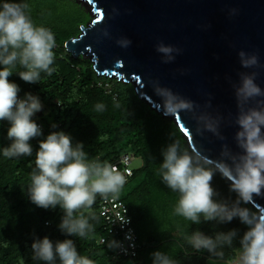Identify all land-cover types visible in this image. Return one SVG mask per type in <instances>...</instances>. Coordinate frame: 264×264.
<instances>
[{"label": "clouds", "instance_id": "obj_1", "mask_svg": "<svg viewBox=\"0 0 264 264\" xmlns=\"http://www.w3.org/2000/svg\"><path fill=\"white\" fill-rule=\"evenodd\" d=\"M27 7L25 3L11 0L0 3V66H3L0 70V121L9 122L7 137L12 141L9 147L3 148L5 158L31 156L30 140L42 135L41 128L32 119L42 110L39 97L26 93L21 99L19 86L10 82L9 77L15 73L24 82L34 84L40 80L41 73L50 76L55 71L51 67L55 60L54 33L49 28L34 25L26 14ZM117 43L126 48L131 41L120 39ZM156 51L163 56V63L173 62L174 54L180 53V49L162 42L156 46ZM238 57L244 69L261 67L256 55L240 51ZM17 65L24 70L15 72ZM257 76L256 71L240 72L239 83L233 84L237 107L234 123L238 129L233 139L239 152L223 144L219 158L213 160L202 151L182 149L179 140L173 138L162 151L163 163L157 172L167 188L179 195L174 215L197 225L202 220L225 224L239 219L247 227L239 239L240 256L236 264H264V213L259 208L253 212L242 206L253 203V197L261 196L264 191V89L256 83ZM153 91L161 101L156 108L165 116L192 113L198 125L197 134L210 132L224 140L219 130L220 117L208 113L196 115L199 105L159 86L158 82H153ZM210 106L209 103L207 107ZM104 108L103 104L96 105L97 111ZM217 173L230 182V191L237 194L235 201L216 199L219 193L212 187V180ZM125 183V176L115 167L86 162L84 145L79 142L74 145L72 138L61 131L49 134L39 143L27 194L39 208L60 207L64 214L58 227L63 234L85 238L92 225L83 214L77 216L76 213L90 209L97 195L115 198ZM119 221L122 225L130 222L125 216ZM237 235L235 229L217 232L214 236L197 230L192 232L190 242L196 250L203 249L209 256L223 258L222 249L232 247ZM106 243L111 250L121 248L115 240ZM31 248L32 258L47 264H56L57 259L59 264H94L78 253L72 239L53 243L44 237L35 239ZM152 259L153 264H176L165 252H154Z\"/></svg>", "mask_w": 264, "mask_h": 264}, {"label": "trees", "instance_id": "obj_2", "mask_svg": "<svg viewBox=\"0 0 264 264\" xmlns=\"http://www.w3.org/2000/svg\"><path fill=\"white\" fill-rule=\"evenodd\" d=\"M2 2L4 0H0ZM11 2L27 4L26 14L34 25L44 26L54 33L55 60L51 67L55 71L50 76L41 73L40 80L34 84L24 82L15 73L9 77L10 82L19 86V97L26 93L39 97L42 110L32 119L41 125L42 135L30 140L31 156L5 158L3 148L12 143L7 137L10 124L0 121V264H47L32 258V243L44 237L53 243L72 239L78 253L93 260L94 264H115L110 259L115 252L106 243L111 239L97 211L101 196H96L90 209L76 213L89 220L92 230L85 238H75L59 230L64 214L59 206L47 210L39 208L27 194L39 143L49 134L61 131L72 138L74 145L78 142L84 145L88 163L112 165L127 153L141 161V166L133 169L132 176L126 180L133 187L121 197L116 196L128 209L140 246L137 257L128 260L132 264H153L152 254L157 251L168 253L176 264L236 261L240 254L239 239L247 230L239 219L225 224L202 220L197 225L174 215L179 195L168 189L157 174L163 163L162 151L173 138L179 140L182 149L191 151L174 122L141 101L131 84L98 76L88 59L74 58L65 50L64 44L78 36L79 28L87 22V15L66 0ZM22 70L19 65L14 69L15 72ZM97 104L105 105L104 110L97 111ZM212 187L219 193L218 200L231 203L237 199V194L230 191V182L219 173L214 176ZM242 206L255 212L249 204ZM233 229L237 230V238L232 247L222 249L223 258L209 256L206 250H196L191 245L194 231L214 236L217 232ZM100 238H105V243H100ZM124 262L127 261L119 264ZM56 264H59L58 259Z\"/></svg>", "mask_w": 264, "mask_h": 264}, {"label": "water", "instance_id": "obj_3", "mask_svg": "<svg viewBox=\"0 0 264 264\" xmlns=\"http://www.w3.org/2000/svg\"><path fill=\"white\" fill-rule=\"evenodd\" d=\"M77 1L91 8L92 18L64 44L67 53L88 59L98 76L131 83L137 97L163 117L169 116L156 108L161 101L153 82L199 105L196 115L220 117L224 140L210 132L197 134L192 113L171 116L191 151L213 160L223 144L239 152L233 139L238 130L233 84L240 72L256 71V83L264 89V0ZM120 39L131 44L121 47ZM161 42L180 49L173 62H162L156 51ZM240 51L256 55L261 67L242 68ZM249 204L264 213V191Z\"/></svg>", "mask_w": 264, "mask_h": 264}, {"label": "built area", "instance_id": "obj_4", "mask_svg": "<svg viewBox=\"0 0 264 264\" xmlns=\"http://www.w3.org/2000/svg\"><path fill=\"white\" fill-rule=\"evenodd\" d=\"M24 97L20 98L23 99ZM34 121L37 123L36 120ZM38 126L41 128V125L38 124ZM133 161V155L127 153L123 154L118 159L117 163L111 166L115 167L127 180L133 173V169L131 168V163ZM97 211L103 223L106 235L111 240H115L121 244V248L115 250V253L110 257L111 261L115 264H119L122 260L128 261L135 259L138 255L140 246L137 241L135 230L132 227L131 218L128 215V209L123 202L112 196H109L107 199L102 197L98 204ZM124 216L130 222L122 225L119 220H122ZM99 241L103 244L105 243V238H100Z\"/></svg>", "mask_w": 264, "mask_h": 264}, {"label": "rangeland", "instance_id": "obj_5", "mask_svg": "<svg viewBox=\"0 0 264 264\" xmlns=\"http://www.w3.org/2000/svg\"><path fill=\"white\" fill-rule=\"evenodd\" d=\"M67 2H70V3H73L74 5H76L77 7H78V11H80V9L87 15V17H86V23H85V27H86V25H87V23L88 22H90V20H91V13H90V11H89V6H87L86 4H84V3H82V2H79V1H77V0H66ZM81 12V11H80ZM84 27V28H85ZM80 33V32H79ZM129 84H131V83H129ZM109 87H107V89H108ZM144 102V101H143ZM46 115V113L44 114V116ZM40 117H38V119H39ZM164 118H167V119H169V120H171L172 122H173V120L171 119V116H169V117H164ZM183 137V136H182ZM141 166V161L139 160V159H134V161L131 163V168L132 169H137V168H139ZM133 187V184H130V183H125L124 184V186L120 189V191H119V193H118V197H121L122 195H124L127 191H129V189L130 188H132ZM250 205V204H249ZM251 206V205H250ZM252 207V206H251ZM253 208V207H252ZM254 209V208H253ZM254 211H255V209H254ZM239 256H240V254L238 255V258H239ZM238 258H237V260H238ZM237 260L236 261H234V262H231V263H227V262H216V261H209L208 262V264H236V262H237ZM122 264H132V262L131 261H127V262H124V263H122Z\"/></svg>", "mask_w": 264, "mask_h": 264}, {"label": "bare ground", "instance_id": "obj_6", "mask_svg": "<svg viewBox=\"0 0 264 264\" xmlns=\"http://www.w3.org/2000/svg\"><path fill=\"white\" fill-rule=\"evenodd\" d=\"M87 5V4H86ZM88 6V5H87ZM91 8H89V11H90Z\"/></svg>", "mask_w": 264, "mask_h": 264}]
</instances>
